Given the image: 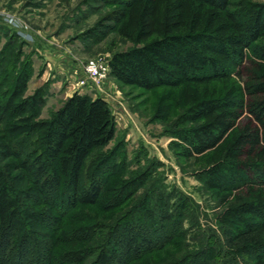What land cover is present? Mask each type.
I'll return each instance as SVG.
<instances>
[{
  "label": "trees",
  "instance_id": "16d2710c",
  "mask_svg": "<svg viewBox=\"0 0 264 264\" xmlns=\"http://www.w3.org/2000/svg\"><path fill=\"white\" fill-rule=\"evenodd\" d=\"M114 2L106 21L133 47L111 55V77L144 91H177L180 128L174 138L180 157L201 163L197 177L224 208L225 245L233 257H246L244 264H264V3ZM27 78V70L13 77L0 115H38L43 90L15 101ZM7 129L22 138L17 146L0 145V264H56L62 251L66 256L83 254L73 259L82 263L88 251L79 244L90 241L92 230L75 218L66 231L67 219L78 216L77 210L102 205L107 176L119 167L112 166L118 156L113 149L92 160L95 170L87 171L95 153L115 137L108 104L74 93L48 120ZM136 182L125 183L112 198H130ZM122 202L103 203V208L108 212ZM162 206L157 218L143 221L150 216L147 205L141 218L120 223L94 264H128L143 253L164 249L184 210L175 215L165 202ZM46 232L60 234L51 238ZM188 260L171 264L209 263L203 255Z\"/></svg>",
  "mask_w": 264,
  "mask_h": 264
},
{
  "label": "rangeland",
  "instance_id": "374dc122",
  "mask_svg": "<svg viewBox=\"0 0 264 264\" xmlns=\"http://www.w3.org/2000/svg\"><path fill=\"white\" fill-rule=\"evenodd\" d=\"M233 1L264 3V0ZM114 3V0H0V104L5 100V91L14 84L13 77L24 70L28 73L26 85L15 101L26 100L39 89L44 94V104L35 118L29 112L22 116L0 115V145L17 146L22 136L8 130L9 126L22 127L34 120H48L74 93L102 98L115 122L114 139L95 153L87 169L95 170L96 162L92 160L117 149L112 166L119 167L107 176L102 205L77 210L78 216L72 219L69 216L74 211L66 216L70 225L66 231L77 222L75 218L84 219L82 225L91 228L90 241L79 244L88 251L87 258L78 263L73 259H81L83 254L66 256L63 254L67 251H62L56 264H94L96 255L112 239L120 223L126 218H141V209L147 205L150 216L144 215L143 221L157 218L163 211L162 202L175 215L184 210L171 242L164 249L143 253L139 260L128 264H171L189 257H194L189 259L193 260L198 255L208 256V264H244L246 257L234 258L225 245L224 232L228 228L221 222L224 208L198 179L201 163L186 161L179 155L174 138V132L180 128L177 91L170 88L144 91L122 86L111 77L110 69L103 80L92 82L84 71L89 61L109 64L112 54L133 47L106 21L116 7ZM136 180L130 198H112L125 183ZM119 201H123L119 206L104 210L103 203L113 205ZM39 231L42 242L43 230ZM47 234L55 238L60 232ZM170 253L173 258L167 259Z\"/></svg>",
  "mask_w": 264,
  "mask_h": 264
},
{
  "label": "built area",
  "instance_id": "2783aa9c",
  "mask_svg": "<svg viewBox=\"0 0 264 264\" xmlns=\"http://www.w3.org/2000/svg\"><path fill=\"white\" fill-rule=\"evenodd\" d=\"M84 71L92 82L103 80L109 72V64L103 61H89Z\"/></svg>",
  "mask_w": 264,
  "mask_h": 264
}]
</instances>
